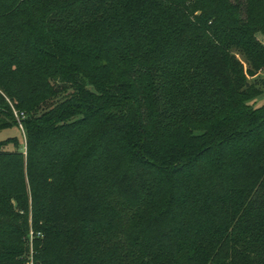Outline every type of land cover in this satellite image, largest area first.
I'll list each match as a JSON object with an SVG mask.
<instances>
[{
    "label": "trees",
    "instance_id": "16d2710c",
    "mask_svg": "<svg viewBox=\"0 0 264 264\" xmlns=\"http://www.w3.org/2000/svg\"><path fill=\"white\" fill-rule=\"evenodd\" d=\"M257 34L264 0H0V264H264Z\"/></svg>",
    "mask_w": 264,
    "mask_h": 264
},
{
    "label": "rangeland",
    "instance_id": "374dc122",
    "mask_svg": "<svg viewBox=\"0 0 264 264\" xmlns=\"http://www.w3.org/2000/svg\"><path fill=\"white\" fill-rule=\"evenodd\" d=\"M257 38L262 42L264 43V38L260 35V34H257ZM257 78H260L261 80H264V68H262L258 74H257ZM252 103L255 105V106H259L261 104L264 103V90L263 92L258 95L253 101ZM8 136H16L17 138H19L22 142V140H24V136H23V133H22V128L19 126L17 127H11V128H7V129H2L0 130V140L8 137ZM13 148L11 144L8 145V149H11ZM29 249H32V247L30 246ZM29 255V254H27Z\"/></svg>",
    "mask_w": 264,
    "mask_h": 264
},
{
    "label": "built area",
    "instance_id": "2783aa9c",
    "mask_svg": "<svg viewBox=\"0 0 264 264\" xmlns=\"http://www.w3.org/2000/svg\"><path fill=\"white\" fill-rule=\"evenodd\" d=\"M14 113H15V116H17V113L16 112H14ZM32 236H33V233H32V231H30L29 232V242H30V246H31ZM25 264H34V260H33V257H32V249H30L29 255H27V257H26Z\"/></svg>",
    "mask_w": 264,
    "mask_h": 264
}]
</instances>
